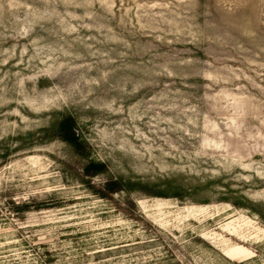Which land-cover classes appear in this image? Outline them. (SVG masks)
Masks as SVG:
<instances>
[{"label": "rangeland", "instance_id": "374dc122", "mask_svg": "<svg viewBox=\"0 0 264 264\" xmlns=\"http://www.w3.org/2000/svg\"><path fill=\"white\" fill-rule=\"evenodd\" d=\"M0 264H264V0H0Z\"/></svg>", "mask_w": 264, "mask_h": 264}, {"label": "trees", "instance_id": "16d2710c", "mask_svg": "<svg viewBox=\"0 0 264 264\" xmlns=\"http://www.w3.org/2000/svg\"><path fill=\"white\" fill-rule=\"evenodd\" d=\"M59 135L61 138L69 143H71L73 146H77L79 144V137L77 135L76 129L74 128V125L72 123V120L70 118L64 119L60 124H59ZM95 171L94 172H99L100 171V164L95 165Z\"/></svg>", "mask_w": 264, "mask_h": 264}, {"label": "bare ground", "instance_id": "6f19581e", "mask_svg": "<svg viewBox=\"0 0 264 264\" xmlns=\"http://www.w3.org/2000/svg\"><path fill=\"white\" fill-rule=\"evenodd\" d=\"M238 248H239L240 250H242V248H241L240 246H239Z\"/></svg>", "mask_w": 264, "mask_h": 264}]
</instances>
